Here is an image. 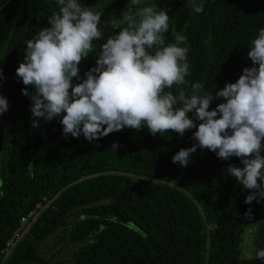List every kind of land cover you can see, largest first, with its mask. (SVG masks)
Here are the masks:
<instances>
[{
    "label": "trees",
    "instance_id": "1",
    "mask_svg": "<svg viewBox=\"0 0 264 264\" xmlns=\"http://www.w3.org/2000/svg\"><path fill=\"white\" fill-rule=\"evenodd\" d=\"M97 1L106 0H79L101 13L103 38L93 42L96 51L79 65L80 79L74 78L73 86L97 66L103 43L126 26L114 22L112 14L122 19L129 0L94 6ZM152 2L170 17L166 44L175 43L172 30L187 37L181 46L189 49L188 84L174 86V94L183 88L190 95L191 84L199 82L202 94L215 97L245 68L258 67L247 53L264 28V0H197L204 5L201 13L192 11L188 0H144ZM20 5L27 17L18 67L25 62L28 40L50 28L49 19L60 8L56 0H0V53ZM25 89L35 92L16 75L0 153V264H48L39 247L57 232L64 245L79 244L69 264H240L246 225L255 227V249H264L262 200L246 204L251 191L227 173L229 165L244 167L239 158L221 160L198 147L188 167L173 163L181 149L198 144L192 138L197 128L183 137L175 132L153 136L145 126L125 127L91 142L83 134L65 138L62 116L37 118L39 127L32 126V100ZM223 102L213 99L209 110ZM38 204L40 214L5 258L20 218ZM249 209L252 220L244 218Z\"/></svg>",
    "mask_w": 264,
    "mask_h": 264
},
{
    "label": "clouds",
    "instance_id": "2",
    "mask_svg": "<svg viewBox=\"0 0 264 264\" xmlns=\"http://www.w3.org/2000/svg\"><path fill=\"white\" fill-rule=\"evenodd\" d=\"M58 13L49 19L50 28L41 29L28 40L25 62L16 74L34 94L24 90L32 100L34 128L38 119L51 121L62 116L63 135L99 140L125 127L164 136L169 132L181 137L194 128L198 142L181 149L173 163L188 167L197 148L208 149L221 160L239 158L244 167L229 165L227 173L250 190L245 203L264 200V28L252 41L248 58L258 67L245 68L236 83H227L214 97L203 92V84H191L190 95L183 88L176 94L174 86L187 85L189 73L187 37L175 30V43L166 44L170 17L155 3L129 0L122 19L126 25L110 36L100 48L96 67L80 79L79 65L96 51L93 42L101 40V13L82 6L79 0H56ZM195 13L204 5L188 0ZM213 99H223L209 110ZM8 110L0 96V114ZM193 114L195 119L189 118ZM195 121H199L197 126ZM106 126V127H105ZM113 147H116L114 145ZM244 218L253 219L249 209ZM250 233L245 232L241 259L264 260V249L256 250Z\"/></svg>",
    "mask_w": 264,
    "mask_h": 264
},
{
    "label": "water",
    "instance_id": "3",
    "mask_svg": "<svg viewBox=\"0 0 264 264\" xmlns=\"http://www.w3.org/2000/svg\"><path fill=\"white\" fill-rule=\"evenodd\" d=\"M26 17L27 10L25 7H22L18 13L8 44L0 59V96L4 97L8 102V110L0 114V153L4 147L5 130L13 99L17 75L16 70L18 68V58L25 30Z\"/></svg>",
    "mask_w": 264,
    "mask_h": 264
},
{
    "label": "rangeland",
    "instance_id": "4",
    "mask_svg": "<svg viewBox=\"0 0 264 264\" xmlns=\"http://www.w3.org/2000/svg\"><path fill=\"white\" fill-rule=\"evenodd\" d=\"M108 1L109 0H106L104 2H100V1L98 2L97 1V2L94 3V6L100 5V3L105 4ZM22 6L20 5V9H21ZM112 16L116 20H119L121 18V15H116L114 13L112 14ZM3 52L4 51H2L0 53V59H1V56H2ZM0 179H1V171H0ZM260 207H261L262 212H264V200L261 201ZM252 225H255V224H252ZM245 232L250 233L251 235H250L249 238L253 240V236H254V233H255V227L254 226H250V225H246L245 226ZM58 233L59 232L53 234L45 242H42L40 244L39 254L41 255V257L43 259L49 261L48 264H69L71 259H72L73 253L76 251V249L79 246V244H67V245H64V243H62L59 240V236L57 235ZM240 264H256V261H255V259H253L251 261H246V260H242L241 259Z\"/></svg>",
    "mask_w": 264,
    "mask_h": 264
},
{
    "label": "built area",
    "instance_id": "5",
    "mask_svg": "<svg viewBox=\"0 0 264 264\" xmlns=\"http://www.w3.org/2000/svg\"><path fill=\"white\" fill-rule=\"evenodd\" d=\"M40 209H42L41 205H36L35 209L30 211L26 216L20 218V227L13 233V236L7 241L5 250V258L11 253L13 248L19 241L21 240L22 236L25 234V231L28 229V222L33 221L36 217L40 214Z\"/></svg>",
    "mask_w": 264,
    "mask_h": 264
}]
</instances>
